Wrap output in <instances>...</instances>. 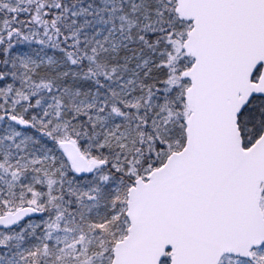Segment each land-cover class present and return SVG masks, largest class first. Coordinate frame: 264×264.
<instances>
[{
	"label": "snow or ice",
	"instance_id": "snow-or-ice-1",
	"mask_svg": "<svg viewBox=\"0 0 264 264\" xmlns=\"http://www.w3.org/2000/svg\"><path fill=\"white\" fill-rule=\"evenodd\" d=\"M0 264H264V0H0Z\"/></svg>",
	"mask_w": 264,
	"mask_h": 264
}]
</instances>
